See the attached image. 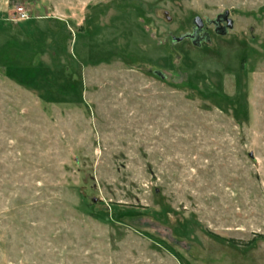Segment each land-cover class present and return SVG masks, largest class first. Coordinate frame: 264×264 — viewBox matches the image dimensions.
Returning <instances> with one entry per match:
<instances>
[{"label":"rangeland","instance_id":"rangeland-1","mask_svg":"<svg viewBox=\"0 0 264 264\" xmlns=\"http://www.w3.org/2000/svg\"><path fill=\"white\" fill-rule=\"evenodd\" d=\"M0 264H264V0H0Z\"/></svg>","mask_w":264,"mask_h":264},{"label":"water","instance_id":"water-1","mask_svg":"<svg viewBox=\"0 0 264 264\" xmlns=\"http://www.w3.org/2000/svg\"><path fill=\"white\" fill-rule=\"evenodd\" d=\"M221 21H227V26L225 27V30L222 33H226L229 28H232L233 27V21L229 18V12L228 11H226L225 13L219 15L217 17V19L214 21V23H215V25H216L217 28H218V24ZM194 24H195V27L193 29V32L186 34L182 38H189L192 41L193 44L200 45L201 43L199 42V33L204 28L203 19L201 17L197 16L194 19ZM216 32H219V31L216 29ZM158 74H160V72H158Z\"/></svg>","mask_w":264,"mask_h":264},{"label":"flooded vegetation","instance_id":"flooded-vegetation-1","mask_svg":"<svg viewBox=\"0 0 264 264\" xmlns=\"http://www.w3.org/2000/svg\"><path fill=\"white\" fill-rule=\"evenodd\" d=\"M214 26H215V29H214L215 32H216V29L219 32H223L225 30V27L227 26V21H221L218 24V28L216 27L215 23H214ZM209 40H210V37L208 35V32L205 30V28H203V30L199 33V42L202 44L203 42L209 41Z\"/></svg>","mask_w":264,"mask_h":264},{"label":"built area","instance_id":"built-area-1","mask_svg":"<svg viewBox=\"0 0 264 264\" xmlns=\"http://www.w3.org/2000/svg\"><path fill=\"white\" fill-rule=\"evenodd\" d=\"M16 14L18 15V19H22V20L29 19V15L27 14V11L22 6L17 7Z\"/></svg>","mask_w":264,"mask_h":264},{"label":"trees","instance_id":"trees-1","mask_svg":"<svg viewBox=\"0 0 264 264\" xmlns=\"http://www.w3.org/2000/svg\"><path fill=\"white\" fill-rule=\"evenodd\" d=\"M231 242L235 243L236 241L235 240H230Z\"/></svg>","mask_w":264,"mask_h":264}]
</instances>
